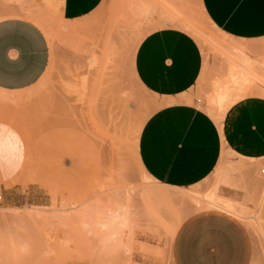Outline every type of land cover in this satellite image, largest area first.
<instances>
[{"label": "rangeland", "instance_id": "374dc122", "mask_svg": "<svg viewBox=\"0 0 264 264\" xmlns=\"http://www.w3.org/2000/svg\"><path fill=\"white\" fill-rule=\"evenodd\" d=\"M50 6L0 0V20L23 12L51 49L39 83L0 93V264H179L183 229L212 214L243 229L246 264H264V159L224 149L215 172L194 188L154 181L140 162L139 140L161 104L134 72L147 34L168 26L188 32L203 50L205 73L187 102L222 129L233 104L264 98V39L223 35L198 0H104L74 22Z\"/></svg>", "mask_w": 264, "mask_h": 264}, {"label": "crops", "instance_id": "0c3cea01", "mask_svg": "<svg viewBox=\"0 0 264 264\" xmlns=\"http://www.w3.org/2000/svg\"><path fill=\"white\" fill-rule=\"evenodd\" d=\"M36 1L45 6L46 0ZM49 1L50 10L64 22L88 17L104 2ZM198 2L208 21L223 35L240 43L264 39V0ZM10 12L12 17L0 20V93L6 95L34 87L51 62L44 30L23 12ZM134 72L142 88L161 104L139 140L140 162L154 181L172 189L194 188L215 172L224 149L242 158L264 159V98L247 97L233 104L222 129L204 110L187 102L205 73L203 50L191 34L172 26L150 32L137 48ZM221 194L231 196L224 189ZM248 256L243 229L219 214L192 220L178 240L179 264H246ZM66 264L100 263L86 260Z\"/></svg>", "mask_w": 264, "mask_h": 264}, {"label": "bare ground", "instance_id": "6f19581e", "mask_svg": "<svg viewBox=\"0 0 264 264\" xmlns=\"http://www.w3.org/2000/svg\"><path fill=\"white\" fill-rule=\"evenodd\" d=\"M177 25V24H176ZM183 26V25H182ZM187 30V29H186ZM190 30V32L192 31L193 33H197L196 32V30L195 29H189ZM215 209H219L220 211H222L223 213H225V214H232V215H234L235 214V211L234 210H232V209H230V208H224V207H221V206H217V205H215V207H214ZM210 209H208V211H209ZM208 211H206V212H208ZM204 215V214H203Z\"/></svg>", "mask_w": 264, "mask_h": 264}, {"label": "built area", "instance_id": "2783aa9c", "mask_svg": "<svg viewBox=\"0 0 264 264\" xmlns=\"http://www.w3.org/2000/svg\"><path fill=\"white\" fill-rule=\"evenodd\" d=\"M263 173H264V171H263ZM3 200V196L2 195H0V201H2Z\"/></svg>", "mask_w": 264, "mask_h": 264}]
</instances>
